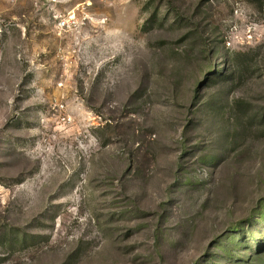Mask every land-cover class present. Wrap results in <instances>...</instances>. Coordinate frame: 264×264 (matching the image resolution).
Here are the masks:
<instances>
[{"label": "rangeland", "instance_id": "374dc122", "mask_svg": "<svg viewBox=\"0 0 264 264\" xmlns=\"http://www.w3.org/2000/svg\"><path fill=\"white\" fill-rule=\"evenodd\" d=\"M0 264H264V0H0Z\"/></svg>", "mask_w": 264, "mask_h": 264}, {"label": "built area", "instance_id": "2783aa9c", "mask_svg": "<svg viewBox=\"0 0 264 264\" xmlns=\"http://www.w3.org/2000/svg\"><path fill=\"white\" fill-rule=\"evenodd\" d=\"M73 18V17H72ZM59 24L61 25V26H67V25H69L70 24V21H69V19L67 20L66 18H63V19H61L60 21H59Z\"/></svg>", "mask_w": 264, "mask_h": 264}]
</instances>
